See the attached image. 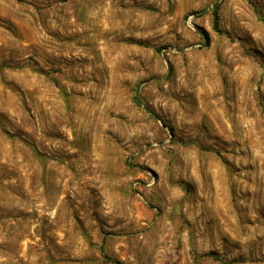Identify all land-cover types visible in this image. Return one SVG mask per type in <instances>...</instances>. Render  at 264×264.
<instances>
[{
    "label": "rangeland",
    "instance_id": "1",
    "mask_svg": "<svg viewBox=\"0 0 264 264\" xmlns=\"http://www.w3.org/2000/svg\"><path fill=\"white\" fill-rule=\"evenodd\" d=\"M0 264H264V0H0Z\"/></svg>",
    "mask_w": 264,
    "mask_h": 264
},
{
    "label": "trees",
    "instance_id": "2",
    "mask_svg": "<svg viewBox=\"0 0 264 264\" xmlns=\"http://www.w3.org/2000/svg\"><path fill=\"white\" fill-rule=\"evenodd\" d=\"M212 22H213V28L217 29V27H218V10H217L216 5H215V8L212 10ZM134 100H135L136 104H138V105L140 104V101L138 100V98L136 96H134ZM145 109H147V108L145 107ZM205 255L214 256L213 253H206Z\"/></svg>",
    "mask_w": 264,
    "mask_h": 264
},
{
    "label": "water",
    "instance_id": "3",
    "mask_svg": "<svg viewBox=\"0 0 264 264\" xmlns=\"http://www.w3.org/2000/svg\"><path fill=\"white\" fill-rule=\"evenodd\" d=\"M165 127V125H163Z\"/></svg>",
    "mask_w": 264,
    "mask_h": 264
}]
</instances>
